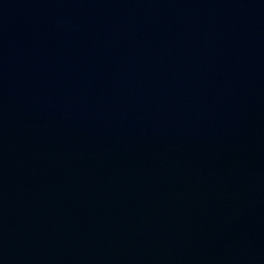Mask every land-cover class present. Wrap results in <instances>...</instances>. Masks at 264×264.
<instances>
[{
	"label": "water",
	"instance_id": "1",
	"mask_svg": "<svg viewBox=\"0 0 264 264\" xmlns=\"http://www.w3.org/2000/svg\"><path fill=\"white\" fill-rule=\"evenodd\" d=\"M0 264H264V0H0Z\"/></svg>",
	"mask_w": 264,
	"mask_h": 264
}]
</instances>
